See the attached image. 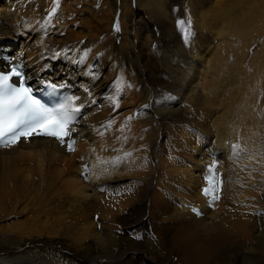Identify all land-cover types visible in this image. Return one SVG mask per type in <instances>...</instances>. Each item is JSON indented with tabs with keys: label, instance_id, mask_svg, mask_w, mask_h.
I'll return each instance as SVG.
<instances>
[{
	"label": "bare ground",
	"instance_id": "1",
	"mask_svg": "<svg viewBox=\"0 0 264 264\" xmlns=\"http://www.w3.org/2000/svg\"><path fill=\"white\" fill-rule=\"evenodd\" d=\"M11 1L13 3L9 2L6 7V0H0V53L8 51L13 60L22 59L29 80L37 85L45 80L59 84L70 82L75 86V97L79 98L75 100L76 105L84 107L80 120L73 126L77 142L72 152L53 138L40 136L0 148V180L12 183L15 180L14 183L32 187L43 200L52 199L54 195L49 191L50 195L46 196V190L41 192V189H60L57 192L60 199L56 198L54 202L60 206L59 214H63L58 216L56 230H51L53 228L41 219L35 223L40 228L38 231L35 225L32 228L33 225L26 222H12L0 227V260L9 264L22 263L19 260L28 264H231L226 253L233 251V256L240 261L235 260L234 264H264V215H261L264 213L263 65L258 70H251L239 89L225 95V88L231 85L238 88L236 80L239 78L234 70L241 71L244 67L234 62L228 64L218 45L211 49L207 42L214 37L197 34L199 37L194 46L205 48L204 55L209 54V59L199 62L204 65L201 70L207 73L216 68L215 61L222 64L223 56V72L217 80L209 84L204 82L208 86L200 84L201 93L189 98L193 108L184 109L179 105L181 99L178 97H183V88L188 90L191 85L188 79L183 83V71L189 73L194 61L188 58H182L183 62L179 58L170 60L161 55V44L155 43L158 47L155 50L159 51L157 62L178 74H172L173 82H166L171 95L153 90L149 85L145 88L147 83L141 62L148 60L143 58V52L138 49L141 46L137 45L140 40L146 53L151 54L153 47L147 43L148 34L142 40L139 33H146L152 27L141 24L148 16L141 13L139 5H135L134 10L129 7L118 18L122 33L133 32L129 48L126 42L123 46L106 47L95 34L79 25L66 33V27L56 26L52 18L53 27L46 29L47 14L72 0ZM134 1L138 3V0ZM156 1L157 6H154L156 2L150 6L153 14L149 17L164 18L166 11H160V0ZM219 1L196 0L195 7L201 10L195 19L199 17L201 22H192V26H197V32L205 24L209 32L217 33L216 29L211 31L212 21L204 18ZM131 3L129 0V5ZM172 11L178 13L175 9ZM129 14L137 18L132 19ZM59 17L65 19V16ZM262 28L260 26L259 30ZM60 32L64 33L61 35ZM238 33L234 32L237 37L234 41H228V33L225 34L222 50L242 58L246 55L245 45L249 47L256 34L250 31ZM82 37H86L85 42H81ZM215 40L218 43V36ZM153 42L155 40L151 38L150 43ZM67 49H71L69 59L73 63L64 59ZM199 49L197 53L203 51ZM87 50L90 51L85 64L74 67L75 59ZM262 50L263 46L257 47L253 56ZM55 53H61V56L55 58ZM193 56L195 59L196 55ZM172 64L177 68L173 69ZM92 65L96 66L95 74L99 79L86 78V72L93 71ZM0 70L7 69L0 64ZM218 98H222L221 102ZM257 100L262 105L260 110ZM127 107L132 109L127 111ZM216 108L221 111H217L210 121L211 127L207 121L205 126L204 120L210 118ZM179 112L200 129L179 126V121L183 124L182 119H178ZM161 117H164V130L159 125L153 127L154 122L160 123ZM163 132L165 140L158 142L159 134ZM234 145H239V153L233 151ZM125 153H131L130 161L119 166L99 163L116 161ZM213 153L220 158L218 169L224 176L225 195L218 208L210 210L203 203L198 187L201 188L204 165ZM176 156L183 157L186 162ZM86 159L90 168L87 182L81 179V165ZM231 167L233 173H230ZM176 182L181 185H173ZM166 190H176L178 194ZM183 201L201 203L203 216L182 207ZM227 201L231 203L229 207ZM128 226L135 228L128 229ZM36 231L53 233V236L48 234V239H43L46 235L43 233V238H28Z\"/></svg>",
	"mask_w": 264,
	"mask_h": 264
},
{
	"label": "rangeland",
	"instance_id": "2",
	"mask_svg": "<svg viewBox=\"0 0 264 264\" xmlns=\"http://www.w3.org/2000/svg\"><path fill=\"white\" fill-rule=\"evenodd\" d=\"M143 1L144 0H141V1L138 0V3H139L138 4L137 1L135 2L134 0H132L131 5H129V0H125V1H123V0L122 1L121 0H72L70 3L68 1H65L66 2L65 5H63V6L59 5L60 8H57V9L55 8L56 14L53 15L52 19H53L56 26L58 24L60 25L61 29L63 28V26L66 27V33L69 32V29H71L73 27H75L73 29H76L77 26L79 25V27H83L84 30L88 31L92 35L95 34V36L100 39L99 41H103V44L106 45V47H108L109 45L123 46L126 42L127 44H129V46H127V47L130 48V42H131L130 40H132V36H133L132 33L133 32L130 34V32H128L126 30V34L122 33V29L120 27L118 18H120L121 12L122 13L124 11L126 12L129 9V7H132V9L134 10L135 5H139L141 13L144 16H148L147 19H143V23H141V24L146 25V23H147L149 26L152 27L151 29L146 30V33L145 32L139 33L142 37V40L146 37L149 38L147 43H148V45L150 44L151 47H153L151 54H147L146 53L147 49L144 46H142V43L140 42V40H139V44H140L139 45L137 40L135 39L136 40L135 43L138 44L137 46H141L138 49H140V51L143 52L142 53L143 58L148 60L146 62H141V68L143 70L142 74L144 75V81H146V83H147L145 85V88H147V86L149 85L150 87L153 88V90L165 91L171 95L172 91L166 87V82H169V81L173 82V75H176V73L178 74V72L176 70H172V68H167L165 65L159 64V62H157L156 57H157V52H159V51L155 50V48L157 47V45H154L155 43L161 44V55L169 57L170 60L175 61L176 58H179L181 60V62H183L182 58H188V60L194 61L193 62V68L191 69V71L189 73H188V71H183V83L185 80L188 79L190 82V85H191V87L188 90L183 88V97L182 96L178 97L179 99H181V101L179 102V105L183 106L184 109L193 108V106H191V103H190L191 101L189 100V98L194 97V95H196L198 93L200 94L201 93L200 88H202L203 85L208 86L209 83L213 82V80H217L220 77L221 72H223V56H222L223 54H224L225 58L229 61L228 64H231L232 62H234V63H238V65L240 67L242 65L244 67V68H242L241 71H240V69H237V68L234 70V72L236 73V77L241 79V80H239V79L236 80V83H237L236 86H238V88H235L234 85H231V87L225 88V90H224L225 95L231 93L235 89H239L241 87L240 83H244V81H245L244 79L247 78L248 75H250L251 70H254V69L258 70V67L262 66V65H263L262 67L264 68V64L262 63V61L264 62V0H221V1H219L221 3L218 2V4H217L218 8L215 7V8L209 9V7H208L209 15L207 13L206 14L207 18H204V19H206V20L208 19V20L212 21V28L213 29H211V31L215 30V29L218 30L217 33H216V31L214 32V33H216V35L214 33L209 32V28L205 24H203L204 27H202V26L200 27L201 29L199 30V32H197V29H198L197 26L196 27L192 26V22L199 21V19H198L199 17H197V19H195L196 18L195 16H197V13H199V10H201L200 8L195 7L197 5L196 0H172L174 2H172L171 0H160L159 3H161V4L158 5L159 10L160 11H166V14H167L164 18L155 17V16L149 17V16H151V13L153 14V10L150 9V6L154 5L155 2H156V5H154V6H157V4H158L156 0H145V2H143ZM9 2L13 3V1H11V0H6V7L9 6ZM144 5H146L147 7ZM144 7H146V8H144ZM160 7H162V8H160ZM114 9H115V14H113ZM174 9L178 13H173V11L171 12V10H174ZM212 9H213V11H212ZM52 10L49 13H52ZM144 11H147L148 13L147 12L144 13ZM136 12L138 13L139 10H136ZM194 13H195V15L193 16L192 14H194ZM210 13H212V14H210ZM48 15L49 14H47V16ZM218 15H220V16H218ZM59 16H65V19H62ZM112 16L114 18H113V21L110 25V21H111ZM129 16L131 17V14H129ZM131 18L136 19L137 16L133 15ZM180 20H184L188 25V29H190V31H191V35L188 37V40H187V42H189V43L191 42V44L187 43L185 40V32H184V30L181 29V27L178 24V21H180ZM200 20H202V19L200 18ZM199 22H201V21H199ZM126 23L128 24V21ZM161 25H163V27ZM254 26H258V27L256 28ZM260 26H263V28L259 30ZM117 28L119 29V31L116 30ZM238 28H240V29H238ZM195 30H196V32H195ZM255 30L257 31V34H256ZM236 31H239L238 34H240V35L247 33L248 31H250L251 34H256L255 36H253L254 40L251 43V45L249 47L247 45H245L246 48H244L243 51H244V55H245V53H246V55H245V57L244 56L242 57L243 59L242 58H235L234 55L232 56L229 53H227L226 51L223 52V50H222V48L225 47V45L222 43L226 40L227 35L229 36V38H227L228 41H231V40L234 41L235 39H237V37L234 34V32H236ZM109 32H111V33H109ZM63 33L60 32L61 35ZM226 33H228V34L225 35ZM24 34L29 36V34H27V33H24ZM145 34H148V35L145 37ZM197 34H200V37H203V36H201V34H203L204 36L206 35V36L214 37L213 39L210 40V42H207L210 44V47L212 46L211 49L216 48L217 45H218V48L221 47L219 52L222 54L221 55L222 56L221 57L222 58V64H219L220 62L215 61L216 68L209 70L207 73H204L201 70L204 68L203 67L204 65H202L199 62L202 59H209V54L204 55V53L207 51V50L205 51V48L199 49L197 45L194 46V42H196V39L199 37V36H197ZM215 36L216 37L218 36V43H216L217 40H215ZM210 37H208V38H210ZM233 37H235V38L233 39ZM85 38L86 37H82L81 42H85L86 41ZM151 38L153 40H155V42H153L152 44L150 43ZM192 41H193V43H192ZM190 45H192V46H190ZM193 46H194V48H192ZM227 46H228V44H226V47ZM259 46H263V50L261 52H259L257 55L253 56L255 54V50ZM198 49L201 51L203 49V51L200 52L203 55L200 54L199 52L197 53ZM134 51H135V49H134ZM171 51H173V52H171ZM153 52H154V54H153ZM176 54H179L180 56L176 55ZM193 54L196 55L195 56L196 60L194 59ZM258 58H259V60H258ZM100 61H101V59H100ZM172 65H173V69L177 68L174 64H172ZM84 67L85 66H83V69H84ZM194 67L196 69H198V71H196V69H194ZM53 69L54 68H52V70ZM166 70H168L167 73H166ZM43 73H47V72H43ZM180 77H181V75L179 76V79H180ZM204 82H208V84H204ZM200 84H202V86H200ZM208 89H209V87H208ZM218 89L222 90L221 88H218ZM173 90L179 92L176 89H173ZM219 90H218V92H219ZM221 100H222V98L221 99L218 98V102H221ZM132 107H134V106H132ZM132 107H127L125 110L128 111V110L132 109ZM261 107H262L261 102L258 101V110H260L259 108H261ZM217 111L218 112L221 111L220 108L219 109L216 108L215 110H213V112L211 113L212 116L210 118H208L207 120H204L205 126H207V124H206V121H207V123H210L209 126L211 127V125L213 123L210 121L214 118V115L217 113ZM177 114H178V119H182V122H183V124H181V121H179V123H180L179 126H183V125L187 126V127H189L190 130H191V128H194L196 130L200 129V128L196 127V125H198V124H195V126H194L190 122H188L186 120V118L183 117L184 114H181V112H179ZM240 115H242V113H240ZM114 116H116V115H114ZM163 119H164V117H161L159 119V122H160L159 124L158 123L154 124L155 123L154 122L153 127H157L159 125V127L162 130H164L163 125H162ZM146 124L150 128H153V127H151V125L149 123H146ZM145 129H146V127L144 128V130ZM155 135H156V133L154 131V137H155ZM213 136H215V135H213ZM206 138H208V137H206ZM217 138H219V137H217ZM212 139H213V137H212ZM153 140H154V138H153ZM164 140H165V136H164V132H163V134H159L157 141L162 142ZM179 157H181V156H176L175 158L179 159ZM181 159H182V161L186 162L183 157H181ZM86 161H88V159H86ZM231 168H232V172H230V173H233V167H231ZM197 174H199V173H196V175ZM200 175H201V173H200ZM125 181H126V179L123 180V182H125ZM14 182H15V180H14ZM14 182L13 183L10 181L4 182V181L0 180V227L4 226L6 224L9 225L12 222H14V223L26 222L29 224V226L33 225L32 228H34L36 220L41 219L42 221H46V223L50 227L53 228L51 230H56L59 227V224L57 223V220L59 218L58 216L63 215V214H61V215L59 214L60 212L58 210H60L59 209L60 206L54 202L56 200V198H58V200L60 199V197H59L60 193L59 194L57 193L58 191H60V189L54 190V191H53V189L49 190L48 188L47 189L44 188L43 190L41 189L40 190L41 192L42 191L44 192V190H46L45 191L46 196H47V194L48 195H50V194L54 195V197L52 199H50V197H47L46 199L43 200V198H41V196H40V193L38 191L35 192L34 188L29 187V186H25L24 184L14 183ZM173 185H181V183L176 182ZM183 185L185 187H188V185H186V184H183ZM177 187H179V186H177ZM198 188L200 189V186ZM49 191H50V194H49ZM172 191L174 193L176 192L178 194V192L176 190H166L165 192L168 193V192H172ZM163 194H164V192H163ZM162 198H164L163 195H162ZM44 203H46V204L48 203V204L46 205ZM227 204H228L227 207H229L231 205V203L229 201H227ZM46 215H47V217H46ZM95 218L96 219L98 218V214L95 215ZM128 227H129L128 229L135 228V226H128ZM36 228L37 227L35 225V229ZM147 228L151 229V226L148 225ZM36 230L38 231V230H40V228H37ZM152 232L155 233V230H152ZM37 233L39 235H37ZM37 233L32 234L33 236L30 235L31 237L29 236L28 238H32V237H36V236L37 237L40 236L39 238H43L44 234H46L45 238H43V239H48L46 237L49 233L43 232L44 233L43 234L42 231L37 232ZM51 234L53 236V233H50L48 236L52 237ZM226 258L229 259V262L231 264H234L236 261H237V263L240 262V261L236 260L235 256H233V251L231 253L227 252ZM19 261L26 262L25 260H19ZM135 261L140 263L139 259H136ZM102 262H106V261H102ZM26 263H29V262H26ZM190 264H192V263H190Z\"/></svg>",
	"mask_w": 264,
	"mask_h": 264
},
{
	"label": "snow or ice",
	"instance_id": "3",
	"mask_svg": "<svg viewBox=\"0 0 264 264\" xmlns=\"http://www.w3.org/2000/svg\"><path fill=\"white\" fill-rule=\"evenodd\" d=\"M56 9L53 8L49 13V20L45 24V28H52L51 18L55 14ZM179 26L185 32V40L191 35L190 29L184 20L178 21ZM119 31V29H116ZM89 51H83L82 55L75 59L74 67L79 68L85 64L89 57ZM71 49L64 52V59L68 63H73L69 59ZM61 53H55L54 57L59 58ZM13 57L9 56L5 61H0L7 71L0 70V146L8 148L15 146L22 139L28 140L32 137H48L59 141L61 145H67L68 150H73V134L75 128L73 125L78 122L82 107L84 105H74L73 100L78 97L68 96L64 100L54 106H46L40 99L34 95V89L27 84V73L24 71L22 62L13 63ZM93 71L86 72L87 79H99L95 74V65L91 66ZM11 81V82H10ZM70 83V82H69ZM19 85V86H15ZM130 86V85H129ZM45 88L51 89L50 94H55L61 85L54 82H45ZM85 91H88L85 89ZM118 107V104L115 105ZM147 107V105L145 106ZM107 127V126H106ZM233 151L239 153L241 149L239 145L232 146ZM131 153H125L124 157L118 158L116 161L105 162L100 164L119 166L124 161H130ZM88 173V166L85 165V178ZM205 196H211L213 203L217 200L215 195V185L211 189L204 190ZM193 212L197 215L200 213L193 208ZM264 215V213H261Z\"/></svg>",
	"mask_w": 264,
	"mask_h": 264
}]
</instances>
